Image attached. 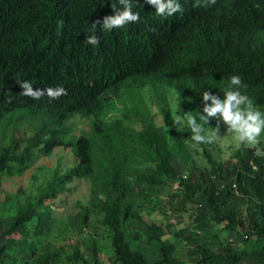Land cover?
I'll return each mask as SVG.
<instances>
[{
    "label": "trees",
    "instance_id": "16d2710c",
    "mask_svg": "<svg viewBox=\"0 0 264 264\" xmlns=\"http://www.w3.org/2000/svg\"><path fill=\"white\" fill-rule=\"evenodd\" d=\"M181 3L182 13L161 18L138 0L140 20L111 33L98 30L100 44L93 47L84 42L88 29L115 14L118 0H0V135L12 133L9 144L0 145V178L22 176L38 154L49 157L57 148H70L75 158L19 203L8 224L0 215V264H102L103 238L112 264H187L168 236L184 241L191 264H264V157L242 147L224 165L211 154L212 143H199L210 165L201 169L186 125L166 122V133L153 122L137 129L126 115L100 119L105 102L137 79L176 89L185 116L203 103L204 90L222 97L237 74L247 85L242 90L264 110V0ZM25 79L35 90L62 85L67 95H20L17 81ZM16 112H22L17 120ZM42 113L55 122H19ZM75 114L94 116L93 127L68 139L72 128L65 121ZM175 158L185 160L186 178ZM80 180L90 184L88 202L78 204L76 214L58 216V200ZM169 192L172 206L178 203L191 218L177 232L161 198ZM144 209L161 219L146 221ZM137 222L146 232L132 237L125 228ZM222 234L235 236L230 241ZM143 236L159 248L155 262L134 248Z\"/></svg>",
    "mask_w": 264,
    "mask_h": 264
},
{
    "label": "rangeland",
    "instance_id": "374dc122",
    "mask_svg": "<svg viewBox=\"0 0 264 264\" xmlns=\"http://www.w3.org/2000/svg\"><path fill=\"white\" fill-rule=\"evenodd\" d=\"M139 79L136 81L129 80L124 88L121 90L119 95L112 96L104 104V109L100 114V119L104 122H113L115 119H122L124 115L128 116V120L125 122H130L132 126L141 128L139 124L141 122H153L161 132L169 133V125L166 122H176L177 116L182 115V107L180 104V94L176 89L163 86L154 85L151 82L142 83ZM199 112L203 114V103L198 102L196 105L191 106L185 111L186 115H192L199 119ZM22 112H16L14 114V119L17 120ZM95 117L82 116L80 114L73 115L68 121V125L72 128V133L67 136L68 139H76L82 132H89L92 130ZM38 122L36 127L39 126V122H55L48 114L42 113L38 118H23L22 121ZM199 122V121H198ZM209 122L214 124L209 126L208 131L215 130L216 119L212 118ZM139 123V124H138ZM130 124V125H131ZM5 123L0 127L3 129ZM27 127L25 130H29ZM9 130L6 135L3 133L0 135V145H8L11 139L12 133ZM22 138L19 133L17 134ZM213 146L211 148V154L224 165L227 161L232 158L235 150L242 148L243 146L237 147L235 140L227 132V125L221 122L219 126V131L217 133V139L212 142ZM264 147V141L261 144ZM194 148L193 155L197 162V165L201 168H210V165L203 154L202 149L198 144L193 143ZM75 163V158L72 154L70 148H57L53 154L49 157H44L38 154L37 158L34 160L31 169H29L22 176H16L13 178H0V215L4 217V223L8 224L15 212L19 203H25L30 197L35 196L40 187L46 183L47 179L50 177L52 171L58 166H61V171H65L67 168L71 167ZM174 164L177 166V172L181 176L188 175V169L186 168V162L184 159L178 158L174 159ZM178 183L175 184L174 188L178 189ZM172 194L174 192H169L168 194H162V199L165 201L166 206L172 212L169 215L172 221L175 223L173 228L175 232L188 227L191 224V218L189 214L183 213L178 210L179 204H174L172 199ZM90 198V184L86 180L76 181L73 185L72 193L68 196L61 197L57 203L56 207L59 214L58 216L65 218L68 215H73L78 212V204L87 203ZM150 208V207H149ZM150 211L144 209L142 212L146 221L160 220L161 216L159 214L150 213ZM238 212L245 218L246 216V206L242 205ZM74 228V223L71 224ZM216 228L222 229L223 225H215ZM126 232H128L132 237L136 232H142L145 234L146 230L142 223H133L130 227H126ZM223 238H229L230 241L233 240L234 234L231 236L223 235ZM166 240L176 244L177 255L182 258L187 264L189 263V248L185 245L184 241L176 238L175 236H168ZM101 261L102 264H112V249L109 246V242L103 238L101 240ZM243 248V244L240 246ZM135 249H140L145 253L147 259L151 262H155L160 258L159 248L155 244L149 241L147 236H143V239L135 243Z\"/></svg>",
    "mask_w": 264,
    "mask_h": 264
},
{
    "label": "clouds",
    "instance_id": "9594fccd",
    "mask_svg": "<svg viewBox=\"0 0 264 264\" xmlns=\"http://www.w3.org/2000/svg\"><path fill=\"white\" fill-rule=\"evenodd\" d=\"M147 4L154 6L157 17H171L177 12L184 11L181 0H145ZM216 0H194L193 7L214 4ZM138 0H118L119 7L114 8L115 14L106 15L103 20H97L91 24L84 41L87 45L97 47L100 37L97 31L111 33L117 29H123L126 25L140 20V13L134 11V5ZM122 6V7H121ZM99 26V27H98ZM22 92L20 95L33 99H40L47 95L51 99H58L67 95V90L62 85L48 86L46 89L35 90L30 80H18ZM241 75L233 74L229 77V83L222 90L223 96L213 93L209 89L201 93L203 101V114L199 112V122L196 116H177L176 123L181 127L191 129V140L199 143H212L217 139V133L221 122L227 125V132L235 140L237 147L252 148L258 157H264V110L254 104L253 99L247 95ZM215 118L216 127L213 131L205 128L209 121Z\"/></svg>",
    "mask_w": 264,
    "mask_h": 264
},
{
    "label": "built area",
    "instance_id": "2783aa9c",
    "mask_svg": "<svg viewBox=\"0 0 264 264\" xmlns=\"http://www.w3.org/2000/svg\"><path fill=\"white\" fill-rule=\"evenodd\" d=\"M184 178H186V176H184Z\"/></svg>",
    "mask_w": 264,
    "mask_h": 264
}]
</instances>
